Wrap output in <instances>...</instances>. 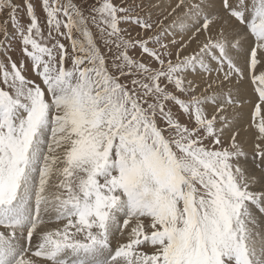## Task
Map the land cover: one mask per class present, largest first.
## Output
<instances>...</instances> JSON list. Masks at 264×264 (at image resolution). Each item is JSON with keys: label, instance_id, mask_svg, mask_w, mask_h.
Here are the masks:
<instances>
[{"label": "snow or ice", "instance_id": "obj_1", "mask_svg": "<svg viewBox=\"0 0 264 264\" xmlns=\"http://www.w3.org/2000/svg\"><path fill=\"white\" fill-rule=\"evenodd\" d=\"M0 264H264V0H0Z\"/></svg>", "mask_w": 264, "mask_h": 264}, {"label": "rangeland", "instance_id": "obj_2", "mask_svg": "<svg viewBox=\"0 0 264 264\" xmlns=\"http://www.w3.org/2000/svg\"><path fill=\"white\" fill-rule=\"evenodd\" d=\"M21 2V0H17V3H20Z\"/></svg>", "mask_w": 264, "mask_h": 264}]
</instances>
